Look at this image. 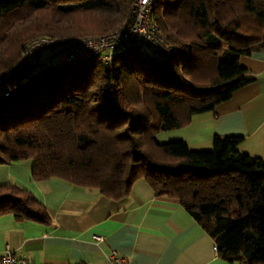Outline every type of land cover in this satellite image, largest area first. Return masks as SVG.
Returning <instances> with one entry per match:
<instances>
[{
    "label": "trees",
    "instance_id": "trees-1",
    "mask_svg": "<svg viewBox=\"0 0 264 264\" xmlns=\"http://www.w3.org/2000/svg\"><path fill=\"white\" fill-rule=\"evenodd\" d=\"M132 1L0 0V77L21 71L34 37L86 32L76 15H95L99 34L129 25ZM158 6L153 20L177 49L166 60L131 50L117 53L110 69L97 57L67 58L74 63L61 67L50 62L56 50H43L32 79L2 86L0 163L32 159L33 180L56 178L118 200L144 179L156 195L179 200L214 239L219 258L264 264V159L240 152V136L215 135L206 150L156 139L255 80L239 59L264 51V0ZM6 213L48 220L39 200L11 183L0 184Z\"/></svg>",
    "mask_w": 264,
    "mask_h": 264
},
{
    "label": "crops",
    "instance_id": "crops-1",
    "mask_svg": "<svg viewBox=\"0 0 264 264\" xmlns=\"http://www.w3.org/2000/svg\"><path fill=\"white\" fill-rule=\"evenodd\" d=\"M239 65L255 76L253 82L188 125L158 133L167 136L159 142L183 140L191 150H206L215 135H234L242 138L240 152L264 159V51L241 56ZM33 164L0 163V184L34 195L48 220L1 214L0 254L8 249L35 264H111L112 251L125 264H238L219 258L214 239L179 200L156 195L144 179L118 200L56 178L33 180Z\"/></svg>",
    "mask_w": 264,
    "mask_h": 264
},
{
    "label": "built area",
    "instance_id": "built-area-1",
    "mask_svg": "<svg viewBox=\"0 0 264 264\" xmlns=\"http://www.w3.org/2000/svg\"><path fill=\"white\" fill-rule=\"evenodd\" d=\"M158 0H133L132 21L129 25L99 35L85 37H38L31 40L24 49L18 73L0 77V86L11 89L32 79L38 72L36 57L43 50H56L63 59L97 57L110 69L115 55L123 51L137 50L151 55L162 62L176 52V46L168 41L153 20ZM1 94V93H0ZM8 93H4L7 95ZM102 237L94 236L100 241ZM216 252V247H213ZM111 264H125L126 260L112 251L108 257ZM0 264H35L25 257H17L10 250L0 254Z\"/></svg>",
    "mask_w": 264,
    "mask_h": 264
},
{
    "label": "rangeland",
    "instance_id": "rangeland-1",
    "mask_svg": "<svg viewBox=\"0 0 264 264\" xmlns=\"http://www.w3.org/2000/svg\"><path fill=\"white\" fill-rule=\"evenodd\" d=\"M155 10H156V12H155ZM155 10H154V14H159L161 12V8L159 6ZM74 18L76 19V22L79 25H85L86 26V30H85L86 32L77 33L75 35V37L99 35V33H96L94 31L98 27L97 17L95 15H93V14H80V15H76ZM2 31H4V29ZM37 37H42V35H38V36L34 37L33 39H35ZM71 37H74V36H71ZM58 38H61V37H58ZM30 41H28V43ZM11 51L12 50H10L9 52H11ZM43 52L46 53V50H44ZM50 62L56 64L57 66H61V67H70L74 63V60H72V59L63 60L59 55L55 54V55L50 57ZM6 74L8 75V72H6ZM140 107H141L140 110H142V107H143L144 110H142V111L143 112L146 111V107L144 105H142ZM166 137L167 136L165 134H158V137L156 139H157V141H163V140H166L165 139Z\"/></svg>",
    "mask_w": 264,
    "mask_h": 264
},
{
    "label": "water",
    "instance_id": "water-1",
    "mask_svg": "<svg viewBox=\"0 0 264 264\" xmlns=\"http://www.w3.org/2000/svg\"><path fill=\"white\" fill-rule=\"evenodd\" d=\"M2 86H0V88H1Z\"/></svg>",
    "mask_w": 264,
    "mask_h": 264
}]
</instances>
